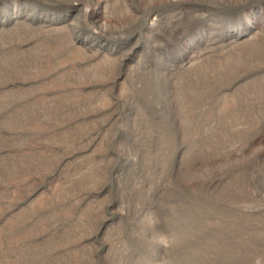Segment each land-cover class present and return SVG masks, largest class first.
<instances>
[{
	"label": "rangeland",
	"instance_id": "374dc122",
	"mask_svg": "<svg viewBox=\"0 0 264 264\" xmlns=\"http://www.w3.org/2000/svg\"><path fill=\"white\" fill-rule=\"evenodd\" d=\"M141 262L264 264V0H0V264Z\"/></svg>",
	"mask_w": 264,
	"mask_h": 264
},
{
	"label": "clouds",
	"instance_id": "9594fccd",
	"mask_svg": "<svg viewBox=\"0 0 264 264\" xmlns=\"http://www.w3.org/2000/svg\"><path fill=\"white\" fill-rule=\"evenodd\" d=\"M139 223L141 225H146L150 228L156 229L158 225V217L156 216L153 210H147L144 214L140 217ZM155 242L161 247H168L169 245V238L167 234L162 231H156L155 234ZM142 264V262H141Z\"/></svg>",
	"mask_w": 264,
	"mask_h": 264
}]
</instances>
